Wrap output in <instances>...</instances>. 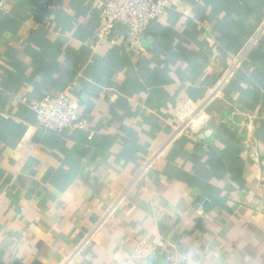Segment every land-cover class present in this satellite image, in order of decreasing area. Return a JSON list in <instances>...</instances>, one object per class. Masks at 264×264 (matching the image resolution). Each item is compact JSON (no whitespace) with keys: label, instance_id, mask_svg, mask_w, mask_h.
Listing matches in <instances>:
<instances>
[{"label":"crops","instance_id":"0c3cea01","mask_svg":"<svg viewBox=\"0 0 264 264\" xmlns=\"http://www.w3.org/2000/svg\"><path fill=\"white\" fill-rule=\"evenodd\" d=\"M2 1L0 264H111L141 239L159 251L147 264H166L170 242L183 264H264V34L203 132H183L108 213L264 22V0H178L131 50L123 27L88 45L100 0ZM61 91L85 130L44 131L13 101Z\"/></svg>","mask_w":264,"mask_h":264},{"label":"built area","instance_id":"2783aa9c","mask_svg":"<svg viewBox=\"0 0 264 264\" xmlns=\"http://www.w3.org/2000/svg\"><path fill=\"white\" fill-rule=\"evenodd\" d=\"M176 2L178 0H100V22L88 45L93 47L100 44L103 40L109 38L117 27H123L125 30V46L129 50L134 49L137 47L140 36L149 22L162 16L170 5ZM0 7H4L2 0L0 1ZM263 34L264 22L231 56L230 62L209 93L199 102L187 101L182 105L178 119L173 124L166 140L139 163L128 187L118 196L117 202L108 210V213L116 207L118 202L124 199L132 186L152 169L167 147L183 132L188 129L196 134L203 132L209 119L207 108L220 97L224 87L234 78L236 72L243 67L249 53L257 46ZM13 101L27 106L34 113L36 126L44 131L59 133L64 129L82 131L87 128V118L80 116L77 111V103L65 91L46 94L39 98L15 94L13 95ZM108 213L105 214L104 218ZM87 238H89V235ZM156 254H159L158 248L147 239H141L128 254L111 264H147V259ZM163 256L166 264H183L188 260V257L182 253L180 248L171 242L166 243ZM71 260L72 257L68 256L63 264H69Z\"/></svg>","mask_w":264,"mask_h":264},{"label":"trees","instance_id":"16d2710c","mask_svg":"<svg viewBox=\"0 0 264 264\" xmlns=\"http://www.w3.org/2000/svg\"><path fill=\"white\" fill-rule=\"evenodd\" d=\"M37 9V12L45 11V8L50 4L51 0H32Z\"/></svg>","mask_w":264,"mask_h":264}]
</instances>
